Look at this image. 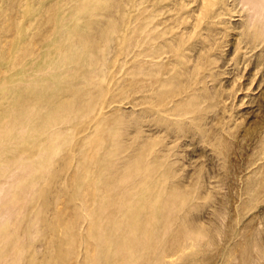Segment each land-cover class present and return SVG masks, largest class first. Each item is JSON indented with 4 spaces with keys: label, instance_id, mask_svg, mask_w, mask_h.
Listing matches in <instances>:
<instances>
[{
    "label": "rangeland",
    "instance_id": "1",
    "mask_svg": "<svg viewBox=\"0 0 264 264\" xmlns=\"http://www.w3.org/2000/svg\"><path fill=\"white\" fill-rule=\"evenodd\" d=\"M0 264H264V0H0Z\"/></svg>",
    "mask_w": 264,
    "mask_h": 264
},
{
    "label": "bare ground",
    "instance_id": "2",
    "mask_svg": "<svg viewBox=\"0 0 264 264\" xmlns=\"http://www.w3.org/2000/svg\"><path fill=\"white\" fill-rule=\"evenodd\" d=\"M82 67V66H81ZM101 241V240H100Z\"/></svg>",
    "mask_w": 264,
    "mask_h": 264
}]
</instances>
